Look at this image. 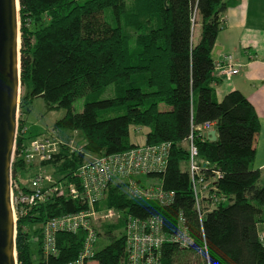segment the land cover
I'll use <instances>...</instances> for the list:
<instances>
[{
  "label": "trees",
  "instance_id": "1",
  "mask_svg": "<svg viewBox=\"0 0 264 264\" xmlns=\"http://www.w3.org/2000/svg\"><path fill=\"white\" fill-rule=\"evenodd\" d=\"M19 109L41 98L47 111L65 114L54 130L81 136L78 151L61 146L49 167L63 186L79 187L74 174L88 155L120 153L143 145L169 143L164 190L171 204L127 197L121 184H111L98 210L115 208L138 218L158 216L166 233L184 219L191 244L167 243L161 264H264V244L257 225L264 223V183L250 169L254 140L260 130L253 106L238 91L220 102L211 84L212 51L222 28L225 0H18ZM110 22L107 21V16ZM199 25V38L192 32ZM113 96L98 99L108 89ZM84 98L80 113L72 112ZM120 112L114 117L100 113ZM214 122L216 141L196 137L201 159L219 171L218 204L198 219L186 169V139L191 127ZM145 130L143 143L130 132ZM35 135L16 138V151ZM78 143V142H77ZM29 171L21 159L11 166L12 179ZM77 199L54 197L18 217L15 224L16 264H40V225L47 219L82 210ZM99 236V232H98ZM95 250L96 264H125L123 235ZM32 239L37 246L33 255ZM83 233L57 237L59 262L76 257Z\"/></svg>",
  "mask_w": 264,
  "mask_h": 264
},
{
  "label": "built area",
  "instance_id": "2",
  "mask_svg": "<svg viewBox=\"0 0 264 264\" xmlns=\"http://www.w3.org/2000/svg\"><path fill=\"white\" fill-rule=\"evenodd\" d=\"M221 21V19H220ZM222 23V21H221ZM239 73L232 55H225L213 63V79L231 80ZM215 130L214 122L191 127L186 139L187 160L185 162L194 207L198 219L218 204L216 183L222 178L215 167L200 158L194 143L196 137H203ZM26 128L20 131L26 136ZM18 124L16 120L11 166L15 159L23 160L31 172L27 186H21L18 179L10 178V205L14 227L18 217L25 216L31 209L57 196L77 199L84 205L82 210L47 219L40 225V264H88L95 255L98 238V223L124 217L123 238L125 264H161L160 251L167 244L186 248L191 244L184 219L178 216L173 233L165 232L160 217L138 218L124 214L115 208L98 210L97 205L105 198L111 184H121L128 198L137 201L155 202L168 206L173 192L164 190L161 176L166 170L170 144L143 145L115 154H102L87 159L80 165L74 177L79 187L73 184L63 186L43 164L50 161L61 146L69 151H78L70 142H64L54 132L36 135L16 151ZM138 178H143L142 181ZM155 179L153 183L150 180ZM83 233V240L76 257L59 262L60 249L57 237L61 234Z\"/></svg>",
  "mask_w": 264,
  "mask_h": 264
},
{
  "label": "crops",
  "instance_id": "3",
  "mask_svg": "<svg viewBox=\"0 0 264 264\" xmlns=\"http://www.w3.org/2000/svg\"><path fill=\"white\" fill-rule=\"evenodd\" d=\"M225 1L229 6L220 17L222 28L215 40L214 47L219 49L214 61L232 55L239 73L229 81L214 79L211 87L216 102L227 93L238 91L253 106L260 130L254 140L250 169L258 170L261 178L264 175V0ZM199 31L196 25L192 32L194 43L198 41Z\"/></svg>",
  "mask_w": 264,
  "mask_h": 264
},
{
  "label": "water",
  "instance_id": "4",
  "mask_svg": "<svg viewBox=\"0 0 264 264\" xmlns=\"http://www.w3.org/2000/svg\"><path fill=\"white\" fill-rule=\"evenodd\" d=\"M18 0H0V264H16L10 205L11 156L20 92ZM219 48L214 47L212 58ZM216 141V131L205 134Z\"/></svg>",
  "mask_w": 264,
  "mask_h": 264
},
{
  "label": "rangeland",
  "instance_id": "5",
  "mask_svg": "<svg viewBox=\"0 0 264 264\" xmlns=\"http://www.w3.org/2000/svg\"><path fill=\"white\" fill-rule=\"evenodd\" d=\"M107 21L110 22V17L108 14ZM113 96V89L110 88L106 92H104L98 99H105ZM19 98H20V92H19ZM216 98H214L215 100ZM85 99L81 98L74 102L72 106V112L74 113H80L83 108V103ZM216 101V100H215ZM120 112L117 111H111L106 113H100V117H114L117 116ZM65 114L64 110L62 109H55L51 111H47L44 103L41 98L33 99L31 103L27 104L23 110L19 109V100H18V109H17V115L16 120L18 124V137H21L20 131L23 128H26L25 134L27 135H49L51 133H57V135L62 139V141L70 142L71 146H73L75 149H78V145L80 143L81 136L76 132H57L54 130V123L63 117ZM144 133L145 130L142 129L138 132H130V141L134 143H143L144 140ZM78 142V143H77ZM86 157H89L91 160L94 155H88ZM181 168L183 170L186 169V165L182 164ZM47 171L51 173V169L47 167ZM31 172L30 171H23L22 176L18 178V182L21 186H27L28 180ZM142 181L143 178H138ZM151 182L155 183V179H151ZM264 183V175L260 178L259 185ZM124 189V188H123ZM125 191V190H124ZM103 201V200H102ZM124 217L120 216L119 218H114L111 221H105V222H99L98 223V232L99 236L97 238V242L95 244V250H100L104 246H106L109 243V239L107 236V233L110 232L111 237H119L120 235H123V224H124ZM258 234L261 236V241L264 244V224H258ZM35 240L32 239V250L33 255L37 259V246L35 245ZM15 258H16V252H15ZM90 264H96L94 261H91Z\"/></svg>",
  "mask_w": 264,
  "mask_h": 264
}]
</instances>
